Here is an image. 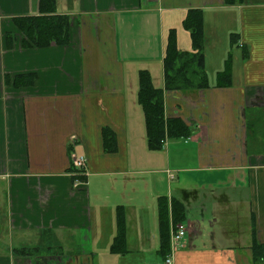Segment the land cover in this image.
<instances>
[{"label": "crops", "instance_id": "obj_1", "mask_svg": "<svg viewBox=\"0 0 264 264\" xmlns=\"http://www.w3.org/2000/svg\"><path fill=\"white\" fill-rule=\"evenodd\" d=\"M51 1L47 15L68 21V43L35 47L13 20L40 16V0H0V230L58 234L88 264H163L170 246L165 255L157 207L166 198L169 245L171 202L184 208L174 264L251 263L252 244L264 246V135L252 143L247 132L264 129V0ZM190 11L201 13L208 87L167 91L170 32L180 53L193 54ZM140 71L188 138L149 148Z\"/></svg>", "mask_w": 264, "mask_h": 264}, {"label": "trees", "instance_id": "obj_2", "mask_svg": "<svg viewBox=\"0 0 264 264\" xmlns=\"http://www.w3.org/2000/svg\"><path fill=\"white\" fill-rule=\"evenodd\" d=\"M50 3V4H49ZM235 0H225L226 5H233ZM41 15L35 18H18L13 20L20 33L23 34L24 40L28 41L31 46L43 47L54 42L56 45L68 43V21L62 17L49 16L53 13L54 3L51 0H40ZM48 7V9H47ZM50 7V8H49ZM187 17L183 22V27L190 33L192 39L193 54L180 53L177 50L175 32L171 31L167 39L165 57L163 60L164 88L167 91L200 90L208 87L203 61L204 37L202 30L201 13L198 11L187 12ZM234 42V41H233ZM232 42V43H233ZM24 45H28L25 44ZM32 77V76H30ZM218 83L221 86L229 84V70L226 69L220 73ZM24 82L31 78L23 77ZM147 71L139 72V85L137 94V105L143 111L145 121L146 135L148 146L151 150L158 151L162 148L165 138L185 139L188 138L189 132L186 126L177 119H166L164 117L163 92L162 89L155 88L152 79ZM19 79L16 78V82ZM16 85V84H15ZM150 123V124H149ZM248 140L257 143V133L262 136L264 129H247ZM256 135V136H255ZM166 198H160L158 202L160 234L162 239V250L167 255L168 225H169V207ZM172 225L182 223L184 220V208L179 202H171ZM123 216L118 218V235L123 237ZM118 242V237L115 239ZM168 245V246H167ZM115 246L111 248L114 249ZM252 255L257 262H264V246L252 244ZM18 251V250H17ZM16 251V253H18ZM21 251V250H20ZM19 251V252H20ZM27 252V251H26ZM30 250L27 254L29 256ZM259 254V255H258Z\"/></svg>", "mask_w": 264, "mask_h": 264}, {"label": "rangeland", "instance_id": "obj_3", "mask_svg": "<svg viewBox=\"0 0 264 264\" xmlns=\"http://www.w3.org/2000/svg\"><path fill=\"white\" fill-rule=\"evenodd\" d=\"M163 107L165 109L164 105ZM260 139V143H262L263 138ZM239 207L241 208V210H239L240 215L238 216L239 220L237 230L238 234H241L240 236L242 237V239L246 240V234L244 232L245 230L243 229H245V227L247 228L248 226L246 217L247 209L245 210V206L242 205H239ZM243 211H246L245 214ZM227 217H230V215ZM205 224L206 223H204L206 229L209 228ZM178 225L185 226L183 223H178L174 225V230ZM234 226L235 224L233 225L232 230H228L229 235L233 236L235 231H237ZM13 235H16V233H14ZM17 236L18 237L16 239L18 240L14 239L10 233L7 234L6 229L0 230V256L2 255L6 257L8 255L9 259H11L8 262L3 257L0 259V264H88L86 262L77 261L78 257H75L74 255V249L76 245H74L71 241L68 245L61 244L58 234L52 235L51 232H43L39 236H36L34 234L17 233ZM28 250H30L29 256L27 254ZM16 251L18 253H16ZM67 251L69 252V254L73 253L72 257H70L71 259L69 257L68 259H65L66 256L64 255L65 253L67 254ZM255 260L256 258L253 255L251 263H257V261Z\"/></svg>", "mask_w": 264, "mask_h": 264}, {"label": "built area", "instance_id": "obj_4", "mask_svg": "<svg viewBox=\"0 0 264 264\" xmlns=\"http://www.w3.org/2000/svg\"><path fill=\"white\" fill-rule=\"evenodd\" d=\"M74 167L78 170H84L86 166V161L83 157H78L74 159ZM186 229L183 225H178L176 229L171 232L170 237V250L166 258H164L163 264H174V254L182 247L184 240L186 238Z\"/></svg>", "mask_w": 264, "mask_h": 264}, {"label": "bare ground", "instance_id": "obj_5", "mask_svg": "<svg viewBox=\"0 0 264 264\" xmlns=\"http://www.w3.org/2000/svg\"><path fill=\"white\" fill-rule=\"evenodd\" d=\"M150 124V123H149Z\"/></svg>", "mask_w": 264, "mask_h": 264}]
</instances>
